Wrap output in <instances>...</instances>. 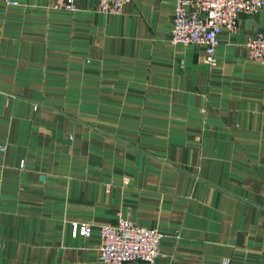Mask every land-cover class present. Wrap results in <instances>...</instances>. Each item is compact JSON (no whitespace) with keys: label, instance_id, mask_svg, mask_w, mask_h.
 <instances>
[{"label":"crops","instance_id":"crops-1","mask_svg":"<svg viewBox=\"0 0 264 264\" xmlns=\"http://www.w3.org/2000/svg\"><path fill=\"white\" fill-rule=\"evenodd\" d=\"M173 3L0 0V264H101L118 216L163 234L151 264H264V66L243 45L264 0L211 67L168 41Z\"/></svg>","mask_w":264,"mask_h":264},{"label":"built area","instance_id":"built-area-1","mask_svg":"<svg viewBox=\"0 0 264 264\" xmlns=\"http://www.w3.org/2000/svg\"><path fill=\"white\" fill-rule=\"evenodd\" d=\"M15 4L16 0H4ZM52 9L73 10V0H44ZM128 0H95L94 7L101 13H116ZM263 5V0H174L168 41L171 44L193 45L203 49V62L215 64V50L219 43L218 33L222 28L234 29L237 16L254 13ZM246 57L264 66V32L256 31L244 41ZM5 146L0 145V152ZM87 223H71V234L88 236ZM98 261L101 264H124L134 261L151 264L158 257V244L163 234L154 228L136 225L118 216L112 223L98 228ZM177 239L178 235H174ZM2 239L0 237V246ZM221 260V264H226Z\"/></svg>","mask_w":264,"mask_h":264}]
</instances>
